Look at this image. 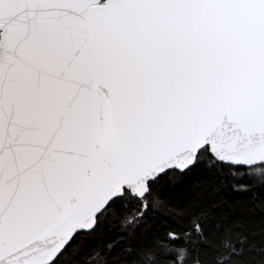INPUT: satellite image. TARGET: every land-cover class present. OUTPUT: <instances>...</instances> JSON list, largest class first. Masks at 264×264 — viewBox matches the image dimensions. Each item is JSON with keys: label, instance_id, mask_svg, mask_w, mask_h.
<instances>
[{"label": "snow or ice", "instance_id": "1", "mask_svg": "<svg viewBox=\"0 0 264 264\" xmlns=\"http://www.w3.org/2000/svg\"><path fill=\"white\" fill-rule=\"evenodd\" d=\"M0 264H264V0H0Z\"/></svg>", "mask_w": 264, "mask_h": 264}]
</instances>
